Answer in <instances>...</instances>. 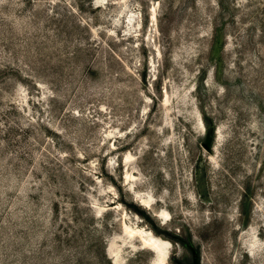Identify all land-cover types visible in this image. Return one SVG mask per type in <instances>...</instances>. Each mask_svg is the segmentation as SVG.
<instances>
[{
  "label": "rangeland",
  "instance_id": "1",
  "mask_svg": "<svg viewBox=\"0 0 264 264\" xmlns=\"http://www.w3.org/2000/svg\"><path fill=\"white\" fill-rule=\"evenodd\" d=\"M0 264H264V0H0Z\"/></svg>",
  "mask_w": 264,
  "mask_h": 264
}]
</instances>
